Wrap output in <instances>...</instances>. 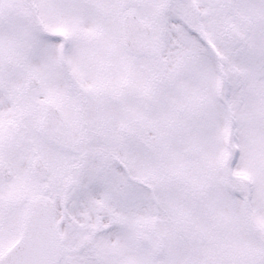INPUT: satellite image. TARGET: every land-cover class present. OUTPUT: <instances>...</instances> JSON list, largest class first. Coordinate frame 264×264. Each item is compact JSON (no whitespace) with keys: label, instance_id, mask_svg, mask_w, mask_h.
<instances>
[{"label":"snow or ice","instance_id":"snow-or-ice-1","mask_svg":"<svg viewBox=\"0 0 264 264\" xmlns=\"http://www.w3.org/2000/svg\"><path fill=\"white\" fill-rule=\"evenodd\" d=\"M0 264H264V0H0Z\"/></svg>","mask_w":264,"mask_h":264}]
</instances>
